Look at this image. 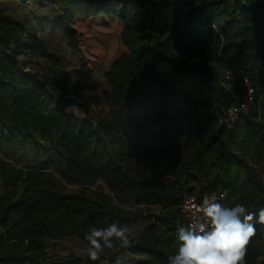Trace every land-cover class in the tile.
Wrapping results in <instances>:
<instances>
[{"label":"trees","instance_id":"trees-1","mask_svg":"<svg viewBox=\"0 0 264 264\" xmlns=\"http://www.w3.org/2000/svg\"><path fill=\"white\" fill-rule=\"evenodd\" d=\"M53 2L52 27L83 50L85 68L96 62V26L115 24L122 49L97 117L62 61L0 10V264H119L129 253L123 264H167L177 202L209 190L257 214L244 264H264V132L253 110L219 124L246 91L242 76L264 94V0ZM32 58L43 66H26ZM112 222L141 224L130 247L116 242L96 261L48 253L70 235L89 246L85 234Z\"/></svg>","mask_w":264,"mask_h":264},{"label":"clouds","instance_id":"clouds-1","mask_svg":"<svg viewBox=\"0 0 264 264\" xmlns=\"http://www.w3.org/2000/svg\"><path fill=\"white\" fill-rule=\"evenodd\" d=\"M190 209H195L200 222L178 229V250L167 258V264H244L247 246L257 233L252 223L257 214L243 204L225 207L215 195H205L202 203L191 204ZM258 223L264 225V208L259 209ZM133 235L127 224L118 222L92 227L84 236L89 244L87 255L96 261L116 242L130 247Z\"/></svg>","mask_w":264,"mask_h":264},{"label":"rangeland","instance_id":"rangeland-1","mask_svg":"<svg viewBox=\"0 0 264 264\" xmlns=\"http://www.w3.org/2000/svg\"><path fill=\"white\" fill-rule=\"evenodd\" d=\"M57 5L53 0H46L42 5H32L30 3H20L18 0H0V10L12 19L20 22L24 27L36 33L42 39L48 52L56 55L65 66V79L68 83H76L83 88L88 95L92 110L95 116L106 115L108 108L105 102L104 93L106 84L104 73L107 71L110 61L116 57L122 47L118 42L115 24L108 27L96 26L92 30L96 36L93 50L96 52V62L90 67L83 66L86 57L83 50H72L67 46L63 35L56 32L52 27V20L56 13ZM26 66L30 68H41L42 60L35 58L26 61ZM101 187L108 193L105 186L99 182L94 187ZM2 187L0 186V193ZM141 224H136L130 228L131 231L137 230ZM89 246L75 236L61 237L51 240L48 243V253L58 256L73 253L83 256L87 254ZM126 257H135L134 254L124 255L119 264H123ZM108 261H104L107 264ZM109 264V263H108Z\"/></svg>","mask_w":264,"mask_h":264},{"label":"built area","instance_id":"built-area-1","mask_svg":"<svg viewBox=\"0 0 264 264\" xmlns=\"http://www.w3.org/2000/svg\"><path fill=\"white\" fill-rule=\"evenodd\" d=\"M223 77L226 81L229 80L232 74L230 67H226L222 71ZM242 83L246 87V91L243 96L236 103L228 106L223 114L219 117V124L225 128H231L233 124L239 119V117L249 114L253 110L254 119L259 123L261 130L264 132V94L260 95L256 93V88L251 84L246 76H242ZM261 179L264 185V173L261 175ZM205 195H215L217 202H223L225 192L220 190L204 191L201 194L195 192L185 193L177 202V213L174 217L177 225L187 226L190 223H199L198 214L195 209H190L191 204L199 205L202 203V199Z\"/></svg>","mask_w":264,"mask_h":264}]
</instances>
